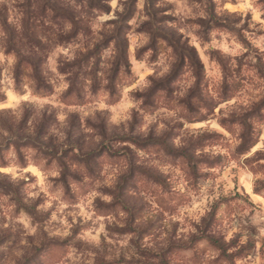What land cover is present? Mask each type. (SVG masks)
<instances>
[{"label": "rangeland", "instance_id": "obj_1", "mask_svg": "<svg viewBox=\"0 0 264 264\" xmlns=\"http://www.w3.org/2000/svg\"><path fill=\"white\" fill-rule=\"evenodd\" d=\"M0 264H264V0H0Z\"/></svg>", "mask_w": 264, "mask_h": 264}, {"label": "trees", "instance_id": "obj_2", "mask_svg": "<svg viewBox=\"0 0 264 264\" xmlns=\"http://www.w3.org/2000/svg\"><path fill=\"white\" fill-rule=\"evenodd\" d=\"M186 49H187V46H186ZM111 72L112 73L110 75V80H109L110 83L108 86V90H112V88H113L112 83H113V80L115 77H119L121 74H123V75H129L130 74L129 65H128V62L126 59V55L122 49H120V51H119L118 60H117L115 66Z\"/></svg>", "mask_w": 264, "mask_h": 264}]
</instances>
